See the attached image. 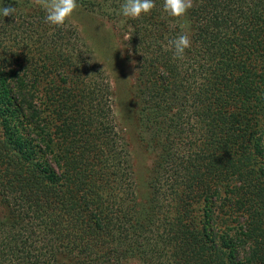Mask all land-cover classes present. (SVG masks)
<instances>
[{"label":"trees","instance_id":"1","mask_svg":"<svg viewBox=\"0 0 264 264\" xmlns=\"http://www.w3.org/2000/svg\"><path fill=\"white\" fill-rule=\"evenodd\" d=\"M0 4L17 7L0 16V264H264V0H194L183 59L168 41L186 16L155 0L127 20L158 150L145 202L78 30Z\"/></svg>","mask_w":264,"mask_h":264},{"label":"rangeland","instance_id":"2","mask_svg":"<svg viewBox=\"0 0 264 264\" xmlns=\"http://www.w3.org/2000/svg\"><path fill=\"white\" fill-rule=\"evenodd\" d=\"M29 1L34 6L35 0ZM116 0H77L78 8L69 20L91 49L95 61L108 76L114 98L117 126L128 142L138 194L143 202L149 194V180L158 150L149 141L139 121L136 97V64L129 46L128 19L111 9ZM182 28L190 36L187 14ZM124 264H143L130 260Z\"/></svg>","mask_w":264,"mask_h":264},{"label":"clouds","instance_id":"3","mask_svg":"<svg viewBox=\"0 0 264 264\" xmlns=\"http://www.w3.org/2000/svg\"><path fill=\"white\" fill-rule=\"evenodd\" d=\"M35 4L45 12L46 22L57 27L69 22L78 8L77 0H35ZM155 7V0H123L119 14L127 19H139L142 15L150 14ZM163 7L170 17L180 19L194 7V0H163ZM16 11L17 7L0 4V16L15 17ZM168 47L174 50L175 59H183L186 49L191 47L190 37L178 34L168 41Z\"/></svg>","mask_w":264,"mask_h":264}]
</instances>
